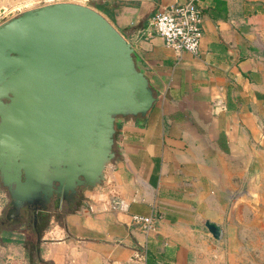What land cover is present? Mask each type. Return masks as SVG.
<instances>
[{
	"label": "crops",
	"instance_id": "obj_1",
	"mask_svg": "<svg viewBox=\"0 0 264 264\" xmlns=\"http://www.w3.org/2000/svg\"><path fill=\"white\" fill-rule=\"evenodd\" d=\"M66 1L94 7L131 43L155 99L143 117L116 118L104 178L70 209L12 223L0 185V264H237L252 213L264 215V0H193L194 54L149 25L160 7L187 0ZM7 2L0 22L12 15ZM110 196L119 209L106 207ZM131 213L153 216L154 228L131 224Z\"/></svg>",
	"mask_w": 264,
	"mask_h": 264
},
{
	"label": "water",
	"instance_id": "obj_2",
	"mask_svg": "<svg viewBox=\"0 0 264 264\" xmlns=\"http://www.w3.org/2000/svg\"><path fill=\"white\" fill-rule=\"evenodd\" d=\"M131 43L94 7L54 0L0 22V185L4 218L70 209L113 158L117 117L154 102ZM214 238L221 229L206 220Z\"/></svg>",
	"mask_w": 264,
	"mask_h": 264
},
{
	"label": "built area",
	"instance_id": "obj_3",
	"mask_svg": "<svg viewBox=\"0 0 264 264\" xmlns=\"http://www.w3.org/2000/svg\"><path fill=\"white\" fill-rule=\"evenodd\" d=\"M201 10L193 0L186 2L169 3L156 10L150 19V28L155 35H159L166 46L174 50L185 51L191 54L196 53L200 45L201 37ZM104 204L108 209H119L120 201L110 196ZM92 210V205H88ZM129 222L140 226L142 230L153 229L155 218L150 215H141L140 213L129 214Z\"/></svg>",
	"mask_w": 264,
	"mask_h": 264
},
{
	"label": "rangeland",
	"instance_id": "obj_4",
	"mask_svg": "<svg viewBox=\"0 0 264 264\" xmlns=\"http://www.w3.org/2000/svg\"><path fill=\"white\" fill-rule=\"evenodd\" d=\"M44 1L45 0H8L10 3L7 2L8 5H6V8L11 9L9 14L13 15L23 8L35 7L45 4V2H50ZM20 228L29 229L30 227L28 228V226L21 225ZM25 231H23V233L27 235ZM242 240L245 253L241 261L237 264H264V215L252 213V228H246Z\"/></svg>",
	"mask_w": 264,
	"mask_h": 264
},
{
	"label": "flooded vegetation",
	"instance_id": "obj_5",
	"mask_svg": "<svg viewBox=\"0 0 264 264\" xmlns=\"http://www.w3.org/2000/svg\"><path fill=\"white\" fill-rule=\"evenodd\" d=\"M22 213H23L22 221H25V220L29 221L32 218V212L26 210L25 212H22ZM43 219H44L43 217L39 218L40 221H42Z\"/></svg>",
	"mask_w": 264,
	"mask_h": 264
}]
</instances>
